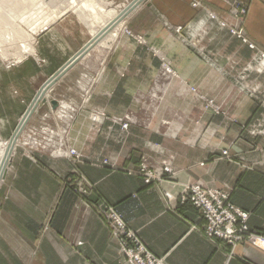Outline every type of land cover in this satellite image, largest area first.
Listing matches in <instances>:
<instances>
[{"label": "crops", "instance_id": "1", "mask_svg": "<svg viewBox=\"0 0 264 264\" xmlns=\"http://www.w3.org/2000/svg\"><path fill=\"white\" fill-rule=\"evenodd\" d=\"M235 1L245 9L242 28L255 48L231 37L215 21H208L203 9L192 6L199 3L227 16ZM125 28L144 43L126 35ZM114 30L109 47H94L46 98L77 109L82 73L95 76L89 101L70 124L69 138L73 148L86 156L87 162L79 168L97 190L82 201L64 187L60 175L55 176L56 172L71 174L65 159L39 153L51 173L34 167L15 149L11 169L0 183V264H124L108 227L94 212L97 196L113 205L165 264H264V251L247 242L231 247L207 238L199 212L178 201L179 186L185 183L228 190L230 202L249 214L248 227L263 231L264 63L258 52L264 53V0H147ZM89 39V31L71 16L52 25L37 47L46 60L34 70L41 72L40 81ZM98 48L103 56L93 58ZM152 49L171 62L180 80L212 98L219 112L204 110L192 92L180 90L177 79L162 103L148 105L146 98L160 63ZM21 85L22 97L31 101L34 94ZM93 108L113 116L132 111L142 122L148 114L150 118L147 126L130 124L126 139L114 143L107 134L109 122L99 135L92 133L87 116ZM142 154L154 165L170 161L175 185L156 181L145 185L136 171ZM114 155L117 169L93 166L88 160ZM164 192L172 198L167 200Z\"/></svg>", "mask_w": 264, "mask_h": 264}, {"label": "built area", "instance_id": "2", "mask_svg": "<svg viewBox=\"0 0 264 264\" xmlns=\"http://www.w3.org/2000/svg\"><path fill=\"white\" fill-rule=\"evenodd\" d=\"M192 6L194 8L198 7L203 9L208 21H216L220 25V21H218L219 16L213 11H210L199 3H194ZM244 13V7L239 2H233L229 16L231 24L222 29H225L231 37L246 43L250 48H255L244 35L242 28V17ZM175 31L178 33L180 28L177 27ZM124 33L131 35L130 31L127 29H124ZM135 38L140 43L144 42V39L140 36H136ZM258 54L261 62L264 63V53L259 51ZM159 61L160 67L158 74L154 78L149 95L147 96L150 106L152 104L157 106L162 103L170 84L173 80L177 79L180 90L192 92L195 95V100L201 104L204 110L210 109L215 113L219 112V107L212 99H208L197 93L194 87L187 85L186 82L179 79L178 74L172 68L171 62L168 59L159 55ZM84 78L85 79H81L77 84V90L81 95L80 106L77 109H73L70 106L75 107L76 105H67L64 104L63 101L57 102V107L55 109H51L49 105L51 110L50 113H52L53 116L56 114L61 118L68 119L70 115L71 117L68 119L70 123L76 119V115L81 106L89 101L95 81V77L91 78L84 76ZM136 101L139 102L138 99H136ZM133 115V112H127L121 116H110L103 110L91 109L87 118L91 123V129H96L97 131H101L104 125L109 122L110 125L106 126L109 140L114 143H120L126 139L130 124L142 123L144 126H147V121L142 122L138 118L137 120L134 117L135 115ZM42 121L45 123L44 118ZM162 123L166 124L167 122L162 121ZM43 141L50 142L51 139L43 138ZM42 145L44 147V145H48V143H43ZM53 146H56L55 143H53ZM55 150L56 148H54V151ZM67 151L69 153L67 156L73 159H80L81 155L74 148H69ZM222 154L227 155V151L223 150ZM101 162L102 165H108L112 169H117L116 155L103 158ZM136 171L137 174L142 177L145 185L153 181L157 183L167 182L171 185H175L173 184V179L175 178L176 172L172 168L170 161H164L160 165H154L146 154H142ZM179 187H181L178 193L179 203H189L199 212L203 220L202 231L207 238L221 240L231 247L244 241L264 251V227L262 232L248 227L247 219L249 214L235 207L230 202L228 190L204 188L198 183H185ZM164 196L167 200L172 198V195L167 192H164ZM94 212L108 227L111 237L118 246V251L124 264H165L164 258L157 257L151 253L143 244L139 235L128 227L119 211L105 199L101 197L98 198L94 205Z\"/></svg>", "mask_w": 264, "mask_h": 264}, {"label": "rangeland", "instance_id": "3", "mask_svg": "<svg viewBox=\"0 0 264 264\" xmlns=\"http://www.w3.org/2000/svg\"><path fill=\"white\" fill-rule=\"evenodd\" d=\"M97 1L103 2V0ZM132 1L133 0H104L102 4L106 3L108 9L120 10L123 8L124 4ZM67 2V0H0V140L5 141L9 139L21 116L28 107V103L31 102L30 98L26 100V98L22 97L19 92V88H23L21 84L28 87V91L31 95H35L36 93L35 90H37L41 72L39 70L35 72L34 70H37V68H40L46 63V60L40 57L37 51L39 40L42 35L52 25L66 16H71L80 25L84 26L85 29L88 31L90 30V26L85 24L84 21H81V19L78 18V15L73 12V9L66 10ZM231 8L226 13L227 16H219L218 21H220L221 27L215 21L222 31H226L222 28L228 27L231 24L229 19ZM12 10L14 13H12ZM59 10H62V12L64 11V13L61 15L57 14L59 13ZM112 28H114V26ZM89 33L91 38V32L89 31ZM130 36L135 38L137 35L131 33ZM97 45L100 46V44ZM24 46H33V51H26ZM100 50L101 48H98V51L94 52L92 57L101 58L103 53ZM152 53L158 58L159 55L164 56L157 50L152 49ZM82 76L87 77L84 72L82 73ZM82 79L85 78L82 77ZM64 86L67 88V85ZM141 99L142 98L138 99L139 102ZM146 100L148 103L147 98ZM64 104L67 103L64 102ZM45 105H40L31 116L20 138H18L19 146L15 148L16 153L22 154V156L28 159L34 167L40 169L43 167L49 172L51 171L49 164L40 159V156H38L39 153H45L53 159H65L71 166V174H68V176L65 177V175L63 176L56 172L55 176L60 175L61 177L59 176V178L62 180L64 187L70 188L78 195L80 200L86 201L94 190L97 189L94 183H91L86 179L79 168L80 164L87 162L86 156L81 154V151L75 148L74 149L81 155L80 159H73L72 157L67 156V154H69L67 150L73 148L70 144L69 138L71 123L68 119L71 116L68 114V119L61 118L56 114L53 116L52 113L46 112L48 110L51 112V110H47ZM93 109L102 110L100 108ZM134 115L133 116L137 119L138 116L135 113ZM43 118L45 119V123L42 121ZM149 118L150 116L148 114L143 121L146 122ZM101 131L93 129L92 133L94 135H99ZM43 138L51 139V141L45 142L43 141ZM43 143H48V145H44V148L42 145ZM53 143H55L56 146H53ZM54 148H56L55 151ZM102 159L96 157L95 159L90 160L88 158L90 164L97 167L102 166ZM10 169L11 167L9 170ZM52 172L53 171H51V173ZM2 187L3 185L0 186V195L1 192L3 193V191H1ZM99 197L100 196L96 197V201Z\"/></svg>", "mask_w": 264, "mask_h": 264}, {"label": "bare ground", "instance_id": "4", "mask_svg": "<svg viewBox=\"0 0 264 264\" xmlns=\"http://www.w3.org/2000/svg\"><path fill=\"white\" fill-rule=\"evenodd\" d=\"M67 1L68 2L66 5V10L73 9V12H75L78 15V18H80L81 21H84L85 24L90 26L89 31L91 32V36L95 37L97 35V33H99L100 31H107L109 29V26H111L115 22L117 24L120 21L119 18H120V15L122 14V12H124V11H126L129 8L134 6L129 11V13H128V15H129L134 9H136L140 4H142L143 2H145L147 0H143L142 2L137 3V5H135V4L139 0H133L132 2H128L127 4H124L123 8L120 10L108 9L106 3L102 4L104 2V0H103V2H98L97 0H67ZM58 12L59 13H57V14H60V15L64 13V11L62 12V10H59ZM12 13H14L13 10H12ZM124 18H122V19H124ZM116 24L114 25V28L111 29L112 31H109L108 34H106L102 39H100L96 43V45L100 44V46H102L106 49H107V47H109L110 41H112V39H113V35H116L114 33L116 31V30H114L115 27L117 26ZM113 30H114V32H113ZM94 47L86 50L83 57L88 55L89 51L92 50ZM24 49L28 52L33 51V46H28V47L24 46ZM71 58H69V59H71ZM32 81H34V80H32ZM49 91H51V90H49ZM47 95H48V92L43 95V97L45 99L44 105L47 103L49 104V101L51 100V99L50 100L46 99V98H48ZM38 104L43 105L41 102H39ZM14 142H15L14 143L15 144L14 149H13L12 153L8 156V150L10 149L11 142H9L7 140H5V141L0 140V177H1L2 171L4 170V167H6V170H5V177H6L8 167L10 166V163H11V158L15 153L14 152L15 147L19 146L18 145L19 140L14 141ZM2 181L3 180L1 179V182Z\"/></svg>", "mask_w": 264, "mask_h": 264}, {"label": "water", "instance_id": "5", "mask_svg": "<svg viewBox=\"0 0 264 264\" xmlns=\"http://www.w3.org/2000/svg\"><path fill=\"white\" fill-rule=\"evenodd\" d=\"M142 1L143 0H139L138 2H136L135 5H137V3L142 2ZM133 7L122 12L119 19L121 20L122 18L127 16L129 11ZM115 24H116V22L114 24H112L111 26H109V29L107 31H100L99 33H97V35L95 37H91L88 40V42L85 45H83L81 47V49L75 55H73V57L71 59H69L54 74H52L50 77L46 78L42 82V84L37 89L34 97L32 98L31 102L29 103L28 107L26 108L25 112L21 116V118H20L18 124L16 125L13 133L11 134L9 139L7 140V141L11 142L10 149L8 150V156L12 153V151L14 149V146H15L14 141L18 140V138L21 136L24 128L26 127L28 121L30 120L31 116L40 107V105L38 103L41 102L44 105L45 99H44L43 95L45 93L49 92V90H51L53 88V86L56 84V82L59 81L78 61H80L82 59L86 50L94 47L100 39H102L106 34H108V32L112 29V27ZM49 105H50L51 109H55L57 107V101L55 99H51L49 101ZM5 170H6V167H4V170L2 171V174L0 177V183H1V179L3 180L5 178Z\"/></svg>", "mask_w": 264, "mask_h": 264}]
</instances>
